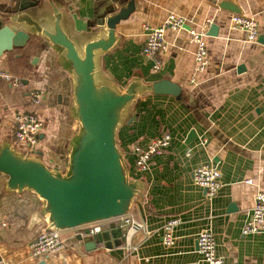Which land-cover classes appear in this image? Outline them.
Returning a JSON list of instances; mask_svg holds the SVG:
<instances>
[{
    "label": "crops",
    "instance_id": "obj_1",
    "mask_svg": "<svg viewBox=\"0 0 264 264\" xmlns=\"http://www.w3.org/2000/svg\"><path fill=\"white\" fill-rule=\"evenodd\" d=\"M11 1L0 0V9ZM59 1L93 23L128 0ZM137 1L138 8L117 25L121 42L105 55L103 69L120 84L139 73L147 82L169 79L183 91L181 99L153 93L142 96L130 121L119 130L131 176L147 183L134 214L142 225L122 229L120 237L110 238L111 246L97 243L95 248L88 247L82 229L66 230L61 233L59 252L35 255L31 243L46 228L44 221L33 219L41 209L40 199L31 192L6 191V177L0 175V219L5 223L0 228V257L9 264H208L197 242L198 233L206 229L215 234L217 253L225 264H264V233L242 231L255 193L264 189V45L233 29V12L220 8L215 0ZM236 1L243 14L258 20L262 32L264 0ZM171 13L184 18L186 27L166 29L162 68L153 72L144 57L145 41L150 30L161 26ZM209 18L219 30L217 36L207 31L209 64L199 73L196 45L190 42L188 29H200ZM242 64L245 68L238 71ZM4 71L20 79V85L15 87L0 76V142L14 139L15 113L35 112L44 125L35 150L42 152L46 164L65 170L76 123L69 115V76L58 66L56 54L41 37L33 36L25 47L0 56V73ZM37 89L43 91L39 104L31 97ZM192 131L196 135L189 139ZM163 132L171 133V144L152 157L148 171L137 173L134 145ZM203 136L207 142L201 144ZM203 163L221 171L222 186L213 198L193 181L194 169ZM172 217L181 221L174 230V244L166 246L163 227ZM117 228L111 225L107 230Z\"/></svg>",
    "mask_w": 264,
    "mask_h": 264
},
{
    "label": "water",
    "instance_id": "obj_2",
    "mask_svg": "<svg viewBox=\"0 0 264 264\" xmlns=\"http://www.w3.org/2000/svg\"><path fill=\"white\" fill-rule=\"evenodd\" d=\"M213 2L230 12L244 13L236 0ZM138 4L128 0L93 23L59 0H12L0 9V56L39 36L54 51L58 66L70 80L69 115L76 129L68 144L65 170L46 164L39 150L27 153L12 139L0 142L5 190L35 194L41 209L33 219L44 221L47 229L63 232L134 215L138 199L146 193L145 179L130 174L119 130L130 121L142 96L153 93L181 99L183 91L169 79L147 82L139 73L120 84L103 69L105 55H111L121 42L117 25L128 19ZM218 30L212 23L208 35L217 36ZM257 42L264 45V28ZM244 68L239 65L238 71ZM194 135L192 131L188 138ZM121 232V228L106 229L86 234L84 241L89 248L97 243L111 246L110 238L120 237Z\"/></svg>",
    "mask_w": 264,
    "mask_h": 264
},
{
    "label": "built area",
    "instance_id": "obj_3",
    "mask_svg": "<svg viewBox=\"0 0 264 264\" xmlns=\"http://www.w3.org/2000/svg\"><path fill=\"white\" fill-rule=\"evenodd\" d=\"M211 18L207 19L200 29L189 28V40L196 45L195 51V68L197 72H203L209 64L208 48L206 44L207 31L212 24ZM231 27L235 30H242L246 33V38L250 42H256L261 28L255 17L240 13H232L230 18ZM186 21L184 18L171 13L161 26L152 28L147 36L144 45V57L150 62L151 70L158 72L162 68L160 53L166 51L165 42L166 29L181 31L185 29ZM0 76L15 87L20 85V79L12 76L8 72H1ZM32 100L35 104L42 101L43 91L34 90L31 93ZM14 122V140L19 145H23L27 153H33L39 142L41 131L43 130V122L39 119L35 112H17L13 118ZM173 140L170 132H163L152 138L146 143H136L133 147L135 155V168L137 173H144L149 170L150 162L154 155L165 152ZM207 142L206 137H202L200 143ZM191 154V150L187 151V155ZM194 183L206 190V195L213 198L222 186L221 171L217 166L211 163H203L197 166L193 171ZM250 183L251 180H246ZM179 217L168 219L163 227V243L166 246L174 244L175 227L180 223ZM118 226L121 229H135L141 227L142 223L133 215H126L116 219L90 224L79 229L86 234H96L102 232L110 226ZM5 226L0 219V228ZM243 234L264 233V189L258 190L254 195V205L252 213L244 222L242 228ZM60 231L52 229H43L36 239L31 243V248L35 255L44 253L54 254L63 248V240ZM199 251L208 264H225V259L217 253V242L215 234L211 230H202L197 235ZM130 249V246L127 245ZM0 264H9L4 257H0Z\"/></svg>",
    "mask_w": 264,
    "mask_h": 264
},
{
    "label": "trees",
    "instance_id": "obj_4",
    "mask_svg": "<svg viewBox=\"0 0 264 264\" xmlns=\"http://www.w3.org/2000/svg\"><path fill=\"white\" fill-rule=\"evenodd\" d=\"M14 140V139H13ZM14 142H15V145L19 148V149H21V150H23V151H25L26 152V150H25V148H24V146L23 145H19L18 143H16V141L14 140Z\"/></svg>",
    "mask_w": 264,
    "mask_h": 264
}]
</instances>
